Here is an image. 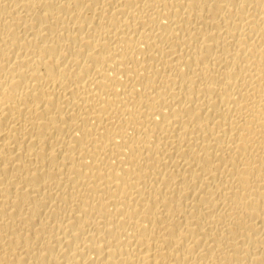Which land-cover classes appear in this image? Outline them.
Returning <instances> with one entry per match:
<instances>
[{"label":"bare ground","instance_id":"obj_1","mask_svg":"<svg viewBox=\"0 0 264 264\" xmlns=\"http://www.w3.org/2000/svg\"><path fill=\"white\" fill-rule=\"evenodd\" d=\"M0 264H264V0H0Z\"/></svg>","mask_w":264,"mask_h":264}]
</instances>
